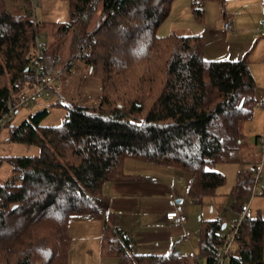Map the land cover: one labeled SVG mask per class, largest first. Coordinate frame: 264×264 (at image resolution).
I'll use <instances>...</instances> for the list:
<instances>
[{
	"label": "trees",
	"instance_id": "trees-1",
	"mask_svg": "<svg viewBox=\"0 0 264 264\" xmlns=\"http://www.w3.org/2000/svg\"><path fill=\"white\" fill-rule=\"evenodd\" d=\"M173 1L67 0L69 19L47 23L36 19L29 0L21 13L0 0V113L20 91L35 86L31 62L36 37L44 33L39 58L45 72L62 61L60 43L73 32L75 57L100 81L95 103L53 102L56 92L10 127L9 141L36 145L38 152L5 156L11 175L0 180V264H68L70 218L100 211L105 181L143 178L124 172L128 158L188 173L186 194L196 204L224 183L218 163L249 162L238 170L231 194L251 191L257 162L240 157V124L257 100L246 55L209 59L200 34L158 35ZM204 1L191 3L198 20ZM262 6L264 13V0ZM92 17L94 26L82 31ZM67 65L72 67V58ZM53 106L65 109L62 123L43 124ZM223 223L216 216L200 220L194 255L136 253L118 215L109 212L100 250L119 264H198L200 257L204 264H218L235 227L234 221L225 232ZM224 264H264V218L240 222Z\"/></svg>",
	"mask_w": 264,
	"mask_h": 264
},
{
	"label": "rangeland",
	"instance_id": "rangeland-1",
	"mask_svg": "<svg viewBox=\"0 0 264 264\" xmlns=\"http://www.w3.org/2000/svg\"><path fill=\"white\" fill-rule=\"evenodd\" d=\"M179 3H175L173 7V11H171L168 18L158 27L157 34L158 35H166L170 30H174L176 32H183L182 30H185L187 28V31H193L194 26L199 25V21L197 18H195L192 14V8L191 3L192 0H177ZM220 4H226L225 6H233L236 9H238L239 12L244 14H253L254 17H258V23L259 21L264 22V13H263V7L260 6V3L257 0H221L217 1ZM7 8L11 12L21 13L25 10L27 7V0H5ZM262 3V0H261ZM30 4V2H29ZM179 6L180 10H177ZM177 7V8H176ZM226 11L227 7H225ZM262 12V15H261ZM36 13V19L38 21L43 22H65L69 19V13H68V2L67 0H38V6L35 10ZM203 15H205L203 13ZM261 15V18H260ZM204 17V16H203ZM94 17L90 19L89 24L87 27L85 26L82 28V31L90 30L94 24L96 23ZM230 20V19H228ZM223 26V25H222ZM260 28L254 27L251 28V32L255 33ZM253 30V31H252ZM186 31V30H185ZM255 35H258L255 33ZM73 32L68 33L63 41L60 43V61L54 70V74L58 76V82L61 87L64 85L65 87V94L67 96L63 97L61 95V90L59 89L58 94L55 98H52L51 101L57 102L58 100L62 101H77L80 103H86V104H93L96 102L97 97L100 95V81L93 76H91L85 66L84 62L81 58L75 57V47L72 46L71 40H72ZM40 42L47 41V34L44 33L43 37H40ZM215 44H220V42H216ZM222 45V44H221ZM212 46V45H211ZM219 48H215L210 50L211 55L207 54L206 57L210 59H223L227 57L226 54H218ZM246 59L248 61H251L250 58L247 56L248 53H245ZM241 57V56H240ZM72 58V67L71 69L68 68V65L66 67L67 60ZM239 58V57H238ZM258 59H255V63ZM249 63V62H248ZM70 67V66H69ZM70 69V70H69ZM257 82L262 81L263 76H255ZM91 81L92 86L89 88H83L84 84L87 81ZM81 86V87H80ZM79 87V88H78ZM75 90H79V92H75ZM77 94V95H76ZM68 95H72L69 96ZM76 95V96H75ZM52 96V95H51ZM72 97V98H71ZM48 102L44 101V99L39 98L35 102H33L28 108L21 107L18 112L15 114L13 118L9 120L8 126H3L0 128V180L3 181L7 177L11 175V165L5 158V156H11V155H34L37 154L38 148L36 145L33 144H25V143H17V142H11L8 140V132L10 127L13 125H16L19 121H21L28 113L33 112L37 109L43 108L45 105H47ZM49 112L45 116V118L42 120L43 124H51V125H58L62 123L65 115V109L61 106H53L48 107ZM253 116V115H252ZM253 117L252 121H242L240 124V131H241V137L244 141L242 147L248 145L247 148H243L240 151V157L250 158L253 159L255 156H253V153L258 152L257 144L254 141L255 138V132L257 127L259 126L261 128V122L256 121ZM261 151V150H260ZM259 151V152H260ZM248 156V157H247ZM260 161V156L257 159L256 162ZM124 172L126 171H133V175H141L145 180L150 179L148 175H152V178H158L157 175H159L162 178H167L168 174H165L166 169H164L167 166H161L157 164H152L148 162H143L136 159L128 158L124 162ZM249 162L245 163L244 165L240 162H227V163H218L215 167L218 171L223 173L225 180L222 185H220L217 188V194L212 197H207L203 200L202 204H196L191 203L188 198L186 197V189L189 181V174L186 173L183 170L177 169L179 171V174L176 176V178H182L184 181L182 184H179V187H183L184 190L182 192L185 195L184 200L182 201L183 205L185 204L186 209L190 213L191 216H195V213L197 215H201L199 213L202 208L203 214L207 215L210 211V215L212 217L217 216V213L220 209H222L224 222L226 223L225 232H227L230 229V226L234 223V220H236L239 216V206L242 203H248L250 211L252 213V216H259L260 218H264V179L259 180L257 183H255L256 186V193H253L252 190L250 192L244 193L239 196L237 199L235 195L231 194V188L233 187L237 172L242 167H248ZM126 173V172H125ZM155 175V176H154ZM167 176V177H166ZM186 177L188 178L186 182ZM151 178V179H152ZM148 180V181H151ZM160 180L159 182H161ZM157 183V182H156ZM139 184V183H138ZM147 186H149V183H145ZM128 186H135L134 183H131ZM181 190V188H180ZM164 187L162 188V191L154 190L153 193L156 195H164ZM145 193H151L150 190L145 189ZM105 201H107V198H104ZM103 200V202H105ZM102 202V203H103ZM164 200L163 199H156L154 200V205L157 208H160L161 205H163ZM102 205V204H101ZM181 206V204H180ZM213 207V210H212ZM103 209L102 206H100V211ZM207 209V210H206ZM186 211V213H188ZM210 216V217H211ZM79 216L73 217L72 222L75 221V218ZM79 219V218H77ZM71 224L72 232H69V236L71 238V243L69 246V252H68V264H85L86 262H93L94 264H100L104 262H108L107 257L111 256H101V250L100 245L98 244L99 240H91V241H81V239H77L75 241L74 239L80 235L81 233L78 231V227L73 226V223ZM75 224H78V221L75 222ZM141 230H137V232H141L142 235H144V238H147L149 241H152V239H149L151 237L149 235L150 228L149 226L144 229L141 226H139ZM159 230L158 228L154 227L152 231ZM165 229L160 230L161 234L159 235L161 242H167L168 241V234L164 231ZM133 232V231H132ZM134 234V233H132ZM197 240H198V234H197ZM196 240V246L197 245ZM157 237L155 241L153 240L150 242L151 248L147 246V251L150 252H157L164 254H167L170 250H163L162 246L163 244L160 242H156ZM146 244V242H144ZM152 243H157L158 245L152 246ZM82 245V246H81ZM85 246H90L92 249L91 254H87L86 256H82L81 251L77 252V249L81 246L82 248ZM94 245L95 247L93 248ZM95 249V251L93 250ZM198 252V248H197ZM190 255V254H185ZM200 261L204 262V260L200 257ZM116 264H119V260H117Z\"/></svg>",
	"mask_w": 264,
	"mask_h": 264
},
{
	"label": "crops",
	"instance_id": "crops-1",
	"mask_svg": "<svg viewBox=\"0 0 264 264\" xmlns=\"http://www.w3.org/2000/svg\"><path fill=\"white\" fill-rule=\"evenodd\" d=\"M246 1V0H244ZM262 6L261 0H257ZM177 4V0H174L171 5V11H173L174 4ZM226 5V4H225ZM224 4H220L216 0H206L203 3V15L201 20L199 21L198 26H194L193 31L182 30L181 33H190V34H200L204 39V47L203 54L206 57L207 54L210 56L212 49L219 48L218 54H226L227 57L223 59H237L238 57L248 53V57L251 61L249 63V69L251 74L253 75L255 84H256V105L253 110V116L248 121H252L253 117L256 121L261 122V128L258 126L255 132L254 141L257 144L258 152L253 153L255 156L253 159L243 157V159L247 161H257L259 158L261 151L258 145V138L263 136L264 138V105L259 106L258 101H262L264 103V35H255V33L251 32V28L258 27L260 29L264 28V22L259 21L258 17H254L253 14H244L238 11L233 6H225ZM227 7V10L225 9ZM177 8V7H176ZM179 6H178V9ZM170 11V13H171ZM170 15V14H169ZM262 15V12H261ZM260 15V18H261ZM230 19L231 21V29L223 30L222 23L223 21ZM259 29V30H260ZM171 31V30H170ZM169 31V32H170ZM173 31V30H172ZM253 31V30H252ZM168 32V33H169ZM216 42H220V44H215ZM222 44V45H221ZM212 45V46H211ZM208 58V57H206ZM210 59V58H209ZM255 59H258L255 63ZM73 66V65H72ZM67 67V66H66ZM68 68L71 69V66ZM69 69V70H70ZM262 75V81L257 82L255 76ZM92 86L91 81H87L83 88H89ZM81 87V86H80ZM64 85L61 87V95L63 97L67 96L65 94ZM79 88V87H78ZM60 92V91H59ZM75 92H79V90H75ZM58 94V93H57ZM55 94L54 96H57ZM77 95V94H76ZM75 95V96H76ZM72 96V95H68ZM72 98V97H71ZM246 120V121H247ZM245 121V122H246ZM248 149V145L244 146ZM243 147V148H244ZM241 148V150L243 149ZM240 150V151H241ZM260 151V152H259ZM125 164V163H124ZM125 169V166L124 168ZM165 174H168L167 178H162L159 175L158 178L153 177L152 175H148L151 181L145 180V178L141 179H130L125 181H105L101 188V198H107V201L102 200L103 209L96 214L91 215H81L75 218V221H71L72 216L69 222L73 223V226L78 227V231L81 233L74 240L81 239V241H91V240H99L98 244L100 245V238L103 232V228L105 225V221L107 218V214L109 212H114L119 217V227L121 230L130 238L132 244V250L136 253H157L147 251V246H151L150 242L155 241L157 237V243L160 242L163 244L162 249L170 250V252H175L179 254H190L194 255L197 253V234L199 231V224L202 218H212L210 215V211L207 215L203 214L202 210L199 212L201 215L191 216L188 210L183 205L182 201L184 200L185 195L182 192L184 190L183 187H179V184H182L184 179L176 178L179 174L178 168H174L171 166H167ZM126 174H137L133 173V171H126ZM155 176V175H154ZM162 180L161 182H159ZM188 178L186 177V182ZM157 182V183H156ZM131 183H134L135 186H128ZM139 183V184H138ZM145 183H149L147 186ZM188 184V183H186ZM164 187V195H156L153 193L154 190L162 191ZM187 187V186H186ZM181 188V190H180ZM145 189L150 190L151 193H145ZM187 197V195H186ZM237 199L238 196H235ZM188 198V197H187ZM163 199L164 203L157 208L154 205V200ZM189 200V198H188ZM190 201V200H189ZM191 202V201H190ZM193 203V202H191ZM175 204H181V208L186 215V220L182 225H174L169 223L164 218V212ZM188 213H186V211ZM207 210V209H206ZM213 210V207H212ZM239 210V209H238ZM211 216V217H210ZM216 217H220L223 219L222 209L219 210ZM78 221V224L75 222ZM235 221V220H234ZM69 223V232H72L71 224ZM225 223V222H224ZM226 225V223H225ZM146 229L148 226L150 228L149 241L147 238H144V235L141 232H137V230H141L140 227ZM156 227L159 230L152 231V229ZM165 229L164 231L168 234V241L161 242L159 235L161 234L160 230ZM133 231V232H132ZM134 233V234H132ZM160 233V234H159ZM146 242V244L144 243ZM157 243H152V246ZM82 246V245H81ZM77 249V252L81 251L82 256H86L87 254H91L92 249L89 245ZM93 248L95 247L94 245ZM151 248V247H150ZM95 251V249H93ZM157 253V254H164ZM167 253V254H168ZM103 255H100V257ZM105 257V256H104ZM108 262L100 263V264H116L118 258L117 257H107ZM85 264H94L93 262H86Z\"/></svg>",
	"mask_w": 264,
	"mask_h": 264
},
{
	"label": "built area",
	"instance_id": "built-area-1",
	"mask_svg": "<svg viewBox=\"0 0 264 264\" xmlns=\"http://www.w3.org/2000/svg\"><path fill=\"white\" fill-rule=\"evenodd\" d=\"M30 6L32 9L37 8L36 0H29ZM264 24V23H263ZM223 30L231 29V21L225 20L222 23ZM259 35H264V28L257 31ZM40 37H36V53L32 59L31 65L33 69L35 86L31 90H22L19 92L18 97L15 103L8 102L7 110L0 113V127L4 126L11 118L14 117V112L18 107L27 106L32 102H35L39 98H47L55 94L60 89L58 82V76L54 72H45L39 58L43 47L45 46L44 42L40 43ZM259 106L264 105L262 101H258ZM258 145L261 150L260 161H258L253 168L254 177H253V186H252V195L256 193L257 189L255 183L259 180L264 179V138L260 136L258 138ZM252 217V213L249 208L248 203H242L239 206V216L235 220V227L233 230L226 235L225 246L218 254V264H224L225 260L234 249V235L236 233L237 227L246 218ZM164 218L171 224L182 225L186 220V215L184 214L181 206L175 204L172 208L164 212ZM222 234V232H220ZM198 259V264H204V262Z\"/></svg>",
	"mask_w": 264,
	"mask_h": 264
},
{
	"label": "water",
	"instance_id": "water-1",
	"mask_svg": "<svg viewBox=\"0 0 264 264\" xmlns=\"http://www.w3.org/2000/svg\"><path fill=\"white\" fill-rule=\"evenodd\" d=\"M224 227H225V223L222 224V228H224Z\"/></svg>",
	"mask_w": 264,
	"mask_h": 264
}]
</instances>
